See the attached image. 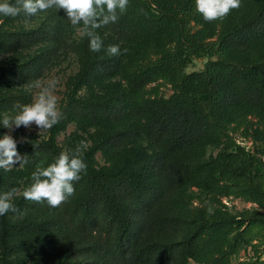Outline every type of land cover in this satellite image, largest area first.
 <instances>
[{
    "label": "trees",
    "instance_id": "obj_1",
    "mask_svg": "<svg viewBox=\"0 0 264 264\" xmlns=\"http://www.w3.org/2000/svg\"><path fill=\"white\" fill-rule=\"evenodd\" d=\"M51 9L60 24L32 29L15 25L23 11L0 14V53L54 43L76 27L63 9ZM101 28L99 52L90 50L87 36L73 45L79 67L59 122L112 126L98 144L102 151L141 136L151 152H130L110 172L82 157L86 173L57 207L23 196L14 201L15 210L0 215V264H15L14 251L37 253L48 264H264V147L247 150L233 135L264 123V0H240L215 21L204 19L195 0H129L126 12ZM118 43L129 44L124 60L107 51ZM52 53L41 47L3 66L0 90L40 77ZM201 56L208 57L203 69L186 72ZM114 79L119 83L105 98L78 95ZM157 80L170 85L168 97L146 94ZM29 101L24 91L0 92V112ZM16 140L26 157L21 175L31 185L33 173L62 150L46 139ZM16 187L12 173L0 169V193ZM231 196L257 208L232 214L222 200ZM21 213L49 219L12 218ZM46 233L53 238L34 239ZM248 248L250 256L233 261Z\"/></svg>",
    "mask_w": 264,
    "mask_h": 264
},
{
    "label": "rangeland",
    "instance_id": "obj_2",
    "mask_svg": "<svg viewBox=\"0 0 264 264\" xmlns=\"http://www.w3.org/2000/svg\"><path fill=\"white\" fill-rule=\"evenodd\" d=\"M11 3L16 4L17 0H10ZM60 24V20L57 14L50 8L44 11H39L36 15H25L22 19L15 22V25L22 28H37L39 26H57ZM80 25L74 27L68 33H66L60 40L54 43H42L25 50H15L9 52L0 53V69L3 66L9 65L15 61L26 60L31 55L37 53L41 47L51 48L53 53L52 57L45 68L42 75L28 83H18L11 84L0 90L1 93H8L11 91H24L26 92L31 102L33 95L36 91L34 84L36 81L47 82L50 79L56 78L59 82L57 84L55 94L58 97L59 108L64 102L65 91L72 84L75 73L79 67L78 55L73 49V45L79 41L83 36L80 35L79 28ZM97 34L101 37L106 33V30L99 28L95 30ZM120 48V54L117 55L121 60H124L125 48L129 45L127 43L116 44ZM207 56H201L198 58H193L187 68L186 72L199 71L204 67L207 61ZM119 83L118 79L106 81L104 85H87L84 86L78 93L79 97L84 100L94 99V98H105L110 90V88L117 86ZM172 90L169 84L163 82L162 80L153 81L147 85L146 94L148 96L157 97H168ZM18 108H13L11 110H4L0 112V118L3 117L5 113L14 115L18 112ZM129 125V124H128ZM112 130L110 125H92V124H82L69 118L66 122H58L53 127L47 130H40L35 124L31 128H25L23 126L16 128L12 131V136L14 139L22 141V138H27L26 140H49L58 146L62 151L64 150H75L84 141L88 144V147L83 150L82 157L85 158L86 162L92 167L104 171L110 172L114 171L120 161L130 152H135L138 154L150 153L151 150L148 143L144 137H137L132 142L128 143L123 149L116 151H102L98 148V144L101 142L103 137ZM9 130L3 127L2 122H0V137ZM236 141L241 146L245 147L247 150H256L257 148L264 147V123L257 122L252 129L250 134L241 135L240 131L233 133ZM212 151L211 148L207 149V152ZM215 152V151H214ZM10 172L12 173L13 179L17 184L16 194L13 197V201H16L22 197L23 191L30 186V182L26 180L21 175V166L19 163L11 167ZM195 194L196 189H192ZM223 202L227 206V210L235 214L245 209L257 208V205L245 201L241 198L235 197H224ZM13 219L31 221L33 223H38L40 221L48 220V215L34 217L28 214H15L12 216ZM25 238L24 235L14 236L15 240H22ZM53 238L49 233L41 234L36 236L34 239L38 242H46ZM246 253L241 250L239 254L233 257V261L245 258V256H250L251 252L249 248ZM10 259L15 264H48L51 259H46L37 253L28 251H14L11 254ZM187 264H199L192 260H189Z\"/></svg>",
    "mask_w": 264,
    "mask_h": 264
},
{
    "label": "clouds",
    "instance_id": "obj_3",
    "mask_svg": "<svg viewBox=\"0 0 264 264\" xmlns=\"http://www.w3.org/2000/svg\"><path fill=\"white\" fill-rule=\"evenodd\" d=\"M129 0H17L16 4L10 0H0V14L15 17L23 11L26 15H36L39 11L50 8L63 9L73 26H78L81 36L89 38V47L93 52H99L103 46L101 37L95 31L118 19V14L126 12ZM196 9L207 21L220 20L229 12L240 6V0H195ZM110 55H119L118 45H111L107 49ZM56 78L47 82L36 81V89L30 103L17 105L19 109L14 115L5 113L0 122L9 131L0 137V169L10 171L11 167L22 161L25 156L17 151V140L13 138L12 131L21 126L31 128L35 124L40 130L53 127L62 118L58 97L55 90L58 84ZM27 138H22L26 140ZM88 144L81 141L73 151H61L54 162L47 167L33 173L32 183L22 195L25 199L41 202L47 201L52 207L66 202L74 192L73 182L81 178V172L87 170L82 159L83 150ZM16 189L0 193V215L9 210H15L13 197Z\"/></svg>",
    "mask_w": 264,
    "mask_h": 264
}]
</instances>
